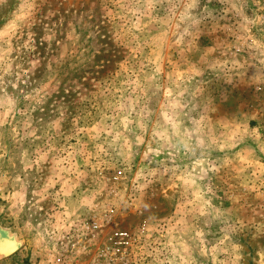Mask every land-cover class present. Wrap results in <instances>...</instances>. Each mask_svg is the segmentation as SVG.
Listing matches in <instances>:
<instances>
[{"label":"rangeland","instance_id":"obj_1","mask_svg":"<svg viewBox=\"0 0 264 264\" xmlns=\"http://www.w3.org/2000/svg\"><path fill=\"white\" fill-rule=\"evenodd\" d=\"M262 17L0 0V227L21 243L0 264H94L115 228L137 240L110 264H264Z\"/></svg>","mask_w":264,"mask_h":264},{"label":"built area","instance_id":"obj_2","mask_svg":"<svg viewBox=\"0 0 264 264\" xmlns=\"http://www.w3.org/2000/svg\"><path fill=\"white\" fill-rule=\"evenodd\" d=\"M262 20H264V17H262ZM121 176L122 170H117L113 177L114 180H118ZM85 227L95 232L100 229L101 224L97 220H90L85 222ZM136 240V236L128 230L122 228L113 229L101 246L98 252L99 259L95 260L94 264H110L114 259L124 256L131 250Z\"/></svg>","mask_w":264,"mask_h":264},{"label":"bare ground","instance_id":"obj_3","mask_svg":"<svg viewBox=\"0 0 264 264\" xmlns=\"http://www.w3.org/2000/svg\"><path fill=\"white\" fill-rule=\"evenodd\" d=\"M0 233H2L0 231ZM19 244V240L14 236H4L0 234V253L14 249Z\"/></svg>","mask_w":264,"mask_h":264},{"label":"water","instance_id":"obj_4","mask_svg":"<svg viewBox=\"0 0 264 264\" xmlns=\"http://www.w3.org/2000/svg\"><path fill=\"white\" fill-rule=\"evenodd\" d=\"M0 231L2 232L0 234H2L4 236H14L15 237V235L8 233L7 230H5V229H3L1 227H0ZM20 245H21V243H19V245L17 247H15L14 249H10L7 252H2V253H0V255L3 256V257L9 256L12 253H14L20 247Z\"/></svg>","mask_w":264,"mask_h":264}]
</instances>
